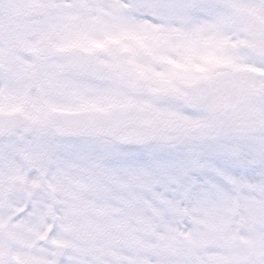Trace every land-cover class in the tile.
Wrapping results in <instances>:
<instances>
[{
  "label": "rangeland",
  "instance_id": "374dc122",
  "mask_svg": "<svg viewBox=\"0 0 264 264\" xmlns=\"http://www.w3.org/2000/svg\"><path fill=\"white\" fill-rule=\"evenodd\" d=\"M24 1L45 10L40 19L19 26L20 33H31L29 44L37 47L50 40L73 53L94 52L108 69L114 67L115 80L111 74L97 83L84 80L62 61L39 67L21 47L16 49L19 67L9 69V51L18 39L12 10ZM192 4L200 7H189ZM239 7L264 19V0H0V78L8 81L3 84L0 112L22 113L30 107L38 122L34 129L0 141V209L45 191L60 194L55 184L45 180L58 163L91 161L97 152L122 148L109 139L59 138L46 124L49 111L108 109L136 99L133 88L141 80L149 89L142 100L162 116V135L152 146L172 149L264 129V59L247 49L251 40L237 16ZM174 52L175 60L166 58ZM221 63L230 67L229 76L239 74L248 96L231 117L219 112L221 101L201 109L191 104L194 79ZM25 80L29 83L23 87ZM254 107L261 110L257 120L251 118ZM174 127H180V133H173ZM37 140L45 146L35 147Z\"/></svg>",
  "mask_w": 264,
  "mask_h": 264
},
{
  "label": "snow or ice",
  "instance_id": "6c2138e0",
  "mask_svg": "<svg viewBox=\"0 0 264 264\" xmlns=\"http://www.w3.org/2000/svg\"><path fill=\"white\" fill-rule=\"evenodd\" d=\"M45 180L60 194L0 209V264H264V129L97 152Z\"/></svg>",
  "mask_w": 264,
  "mask_h": 264
},
{
  "label": "water",
  "instance_id": "95a60500",
  "mask_svg": "<svg viewBox=\"0 0 264 264\" xmlns=\"http://www.w3.org/2000/svg\"><path fill=\"white\" fill-rule=\"evenodd\" d=\"M43 8L37 4H21L17 15L25 18H40ZM238 15L242 21L246 35L252 42L248 46L249 52L257 57L264 58V22L246 8H239ZM29 55H34L41 63L50 58H67L65 50L56 47L52 42L44 41L38 49L30 46L24 48ZM94 60L87 61L85 66L87 74L94 76L100 68ZM97 75L96 77H99ZM147 91L146 85L135 88V93L143 95ZM212 93L206 85H198L194 89L193 104L197 107L205 106L211 99ZM229 108L236 106L230 102ZM259 113L254 109L253 115ZM48 123L61 136L66 138L89 137L110 138L123 146L148 145L154 143L159 137L160 118L157 113L140 103L130 101L113 107L111 110H79L74 112H59L49 114ZM30 124V121L20 115L0 113V139L13 133L19 126Z\"/></svg>",
  "mask_w": 264,
  "mask_h": 264
},
{
  "label": "flooded vegetation",
  "instance_id": "af4514ba",
  "mask_svg": "<svg viewBox=\"0 0 264 264\" xmlns=\"http://www.w3.org/2000/svg\"><path fill=\"white\" fill-rule=\"evenodd\" d=\"M12 12L14 13V9L12 10ZM12 21H17L16 31L18 32L17 33L18 39L14 42L13 46L11 47V50L9 51L10 61L12 62L11 65L9 66V69H15L16 67H19L20 61L17 58L16 49L23 47L24 44H28L27 38L31 37L30 36L31 33L29 31L28 32L24 31V32L20 33L21 31L19 30V26L22 22L20 19H16L15 15H13ZM26 22H30V21H24L23 20V23L26 24ZM75 55H77V58H75ZM26 56L34 59L33 57H30L28 55H26ZM83 56L84 55H81L78 53H73V51H69L68 58L50 59V60L43 62L42 64H39V67H43V65H46L49 62L62 61L64 63H66L68 71H70L71 73L79 75L84 80L97 83V82L105 79L107 74H108V76H110V74H111L110 78L115 80L114 75H115L116 71H115L114 67H112V66H111L112 68H110V69H108V67H106V70H105L106 73L97 79L94 77L87 76V74H86L87 69L85 68V64L88 61V59L91 57V59H93L94 62L96 64H98V62L101 61V57L97 54H94V53H90L89 55L84 56V57ZM167 56L168 57H166V58L172 57V59L175 60L176 52H174L173 54H167ZM8 63H9V61H8ZM162 64H163L161 66L162 69L166 70L165 64L164 63H162ZM230 72H231V69L228 66V64L221 63V64L217 65L215 70H213L210 74L207 73L206 75H204L203 73H201L200 75H198L194 79V82L190 86L191 92L193 94V88L196 85L208 84L210 86L212 93H213L212 100H211L210 104L214 101L215 102L221 101V104L219 106V112L221 113V115L223 117H231L242 106H244L245 98L248 97L247 95H245L243 93V89L245 87V84L243 83L242 80H240L239 74L229 76ZM100 73H101V71L98 72L96 70L95 74H93V75H96V74L100 75ZM141 82H144V81H141ZM232 82H234V83L232 84ZM7 83H8V81H5L3 78H0V88H1L0 99L3 97V89H5L3 84H5L7 86L8 85ZM28 83H29L28 80H25L23 87H26L28 85ZM55 86L57 87V86H59V84L56 83ZM229 93L232 95L231 97H228ZM192 94H191V96H192ZM230 100L235 101V103H237L238 106L233 108V110H228V108H226V110H225V106L227 103H229ZM1 103H2V101L0 102V105H2ZM19 104H20V102H19ZM146 104H148V103H146ZM58 110H62V109H58ZM65 110H74V109H65ZM22 113L24 115H27L28 117L32 118V111H31L30 107L23 110ZM243 117L244 116H239L238 120L239 121H240V119L243 120ZM253 120H257V119H253ZM178 128L179 127H174L172 129L173 132H175L176 130L177 131L179 130V133H180L181 130H180V128L179 129ZM25 129H27V128L23 127L18 132L24 131ZM161 135H162V133H161Z\"/></svg>",
  "mask_w": 264,
  "mask_h": 264
}]
</instances>
